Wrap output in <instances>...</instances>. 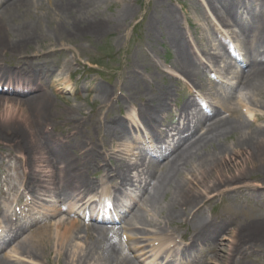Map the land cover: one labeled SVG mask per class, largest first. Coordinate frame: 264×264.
Segmentation results:
<instances>
[{"label": "bare ground", "instance_id": "obj_1", "mask_svg": "<svg viewBox=\"0 0 264 264\" xmlns=\"http://www.w3.org/2000/svg\"><path fill=\"white\" fill-rule=\"evenodd\" d=\"M101 1L81 0L76 6L81 13L83 10L89 12L94 4L97 5ZM31 3L32 0H3L0 4V110L3 109L0 112V120H3L1 123H9L15 127L16 122L28 125L26 134L22 129H14L16 136L14 142H18L16 145L21 157L2 155L1 160L7 162L14 176L21 171L19 177L22 192L34 197L40 191H44L53 193L62 202L71 200L82 202L96 191L99 182L104 184L110 179V186L103 188L102 194L109 199L108 204L111 202L120 204L128 187L139 189L138 199L140 198L142 202L140 212L134 211L135 201L131 207L120 213L118 209L125 206L116 205L118 207L116 213L108 212L102 217H91L96 223L86 227L76 219L56 224L55 241L58 246L55 252L58 260L72 264L68 262L70 251L72 252L69 253L70 259L77 258L76 264H92L91 259L93 260L95 256L96 264H139L136 257L125 254L121 238L129 251L133 252L136 246L133 247L131 243L138 238L141 240L149 238L148 234L151 231L147 228L150 227L156 230L153 233L160 236L159 240L165 245L157 259L161 264H174L172 259L168 258L172 251L191 259V262L185 259L188 263L180 264H195L203 253L207 255L199 264H213L221 257V254H218L219 245L225 235L236 238V244L227 257L229 261L225 260L228 264H235L237 255L235 252L243 238L253 234L263 237L264 227L258 229V226H264V213L242 228H231L235 225L231 212L210 221L205 217L204 208L217 197L225 200L231 193L245 194L246 191L251 196L263 188L253 190L247 184L239 182L245 180L248 173L245 166L250 167L253 158L264 156V128H254L243 120L238 109L230 106L235 93L233 97H227L225 104L221 102L214 104L212 110L207 113L197 111V103L194 100H185L181 107L182 123L176 125L167 122L165 116L170 112L174 101L170 87L162 90L152 88L147 92L143 89L144 81L139 73L131 71L125 80L129 78L131 80L132 76H136L133 78L136 83L127 85L126 101L132 104L135 97L141 96L139 118L150 134L152 139L151 141L148 138L150 144H155L152 151H157L155 153L159 155L158 157L154 156V159L152 157L147 161L151 154L149 151L141 150L135 153L136 149H132L128 151L129 160H126L120 154L123 152L109 149L110 144L126 140L131 135V129L122 118L101 117V109L111 102L110 90L104 85L95 90L104 102L100 110L92 115V120L88 124L92 129L101 132L99 139H94L93 135H86L87 124L82 126L84 118L81 121L75 120L72 124H69L72 119H68L65 126L56 127L60 135H55L53 133L55 129L49 127L53 99L46 90L49 86L53 89V69L41 62L52 54L37 51L34 58L32 57L33 60L26 52L31 44L43 40L36 26L40 24V20L26 23V18L20 15V10L29 8ZM208 3L214 16L223 25L238 27L250 44L246 50L242 74L240 76L237 74L238 88L250 90L257 95L264 94V17L256 14L252 15L250 21L247 16L245 19L242 18L238 2L235 0H208ZM71 4V2L57 4L58 7H62V11H59L62 22L59 21L57 27L63 36L68 32L65 29L68 28L67 20H64L63 15L66 11H73ZM59 9L55 5V10ZM130 12L129 8L124 7L118 12V19L125 21ZM96 21L98 22L97 19ZM82 22L83 25L90 26V22L84 20ZM105 24L101 22L98 25L93 24L95 29H98V34H104ZM178 25L179 22L177 23L170 13L165 30L159 29L160 36L166 35L168 44L175 49L176 59L173 66L197 89H204L201 65L190 51L193 45L189 40L190 35L180 30ZM255 40L256 46L251 45ZM200 45L203 46V43L200 42ZM223 49L225 50V47ZM6 52L17 58L26 54L27 60L23 57L20 59L21 62L17 61L16 66L7 68L1 63L4 60L3 53ZM204 54L214 63L223 58L221 54L212 55L207 50ZM143 58L146 61L151 60L148 56ZM70 64L68 62L66 64L68 69L71 68ZM162 73L165 78L171 77L165 71ZM124 84H120L122 88ZM223 111L229 115L222 116ZM258 119H264V116H258ZM233 133L237 134L236 140L232 146H228L223 140ZM171 134H176V141ZM169 137L172 139L171 143L167 142ZM242 155L244 160L241 159ZM13 163H16L15 167ZM236 168L240 169L238 175L233 174ZM91 171L105 174L102 180L96 181L90 176ZM141 176L145 177L144 180ZM223 188L226 189L221 191ZM216 192L219 194H215ZM0 194H4L1 187ZM248 200L250 201V198ZM84 206L85 204H82L81 208ZM62 210L76 214L73 208L62 206ZM149 210L158 212L161 218L159 222L151 220L144 224L139 221L145 214L148 215ZM57 213L58 211H54L52 215L56 216ZM1 214L3 212L0 211ZM176 221H179L182 228L192 227L189 234H182L183 240L187 241L183 247L174 242V239H163L172 238L171 236L176 234L171 230ZM9 224L14 234L7 243L0 245V264H10L8 256L2 252L7 245L32 227V223L22 227L11 221ZM117 224L120 226L117 227ZM128 232H137V235L132 236ZM82 233L85 235L82 236ZM47 235L49 228L46 226L33 229L29 237L37 238V246L28 245L27 238H24L18 242V252L37 262L43 260L40 253L44 255V252L38 246L49 239ZM250 239L254 238L248 237V240ZM257 239L260 242L264 240ZM78 240H82L85 249L76 243ZM166 240L170 241L165 244ZM69 242L74 244L73 250L68 249L71 244ZM46 246H49V243ZM80 252L82 253L79 255ZM249 257L251 255L247 254V251L242 252L237 260L238 264H248L245 261Z\"/></svg>", "mask_w": 264, "mask_h": 264}, {"label": "rangeland", "instance_id": "obj_2", "mask_svg": "<svg viewBox=\"0 0 264 264\" xmlns=\"http://www.w3.org/2000/svg\"><path fill=\"white\" fill-rule=\"evenodd\" d=\"M2 1L0 0V4ZM79 1L81 0H32L29 8L20 10V15L26 18V23L39 22L37 20H40V24L36 26L43 40L34 42L26 49L31 59L34 58L37 51L52 54V56H48L41 61L53 69V89L50 86L46 88L53 99L50 109L51 127H63L70 118L73 121L84 118V122L87 123L85 127L89 128L88 124L92 115L100 110L102 102H104V99L99 98L95 90L99 86L104 85L110 90L111 102L108 103L107 107L101 109V117L104 119L113 115L117 118H124L133 133L132 136L123 142L110 144V149L123 152L120 154L126 160H129L128 151L132 149H136L135 153L141 150L149 151L151 153L147 157V161H149L154 155L151 147L155 144H150L148 140L150 134L139 118L138 111L142 98L141 96L135 97L132 104L125 100L128 96L127 85L136 83L133 80L136 76H132L131 80L130 78L125 80L131 71L139 73V76L144 81L142 82L143 89L147 92L152 88L162 90L170 87L174 101L170 112L165 116L167 122H172L176 125L182 123L181 107L186 99L197 100L199 104L201 100L210 101L213 104L214 99L219 97L217 100L225 104L227 97H233L235 93V98L230 106L238 109L241 116H243V120L254 128L264 127V119H260L258 122L254 121L256 115L257 118L258 116H264V94L257 95L252 91L250 92V90L238 88L239 79L237 74L239 76L242 74L241 70L244 69V62H246V50L250 44L238 27H226L214 16L208 0H102L97 5L94 4V7L89 12L88 10H83L82 13L77 8ZM235 1L238 2L242 18L244 17L245 19L247 16L250 21L252 15L259 14L264 17V0ZM69 2L72 3L73 11H66V14L63 15L64 20H67L68 27H65L68 32H66V36H63L57 27L59 21L62 22L60 20L62 15H59L62 7H58L57 4H68ZM55 5L57 9H60L56 11ZM124 7L129 8L131 12L127 15L125 21H120L118 12L123 10ZM170 13L174 16L175 21L179 22V29L190 35L189 40L193 43L190 49L191 54L202 66L201 73L205 82L204 89L194 87L173 66L176 59L175 49L168 44L167 36H160L159 33V29L165 30L166 21ZM83 20L90 22V26L83 25ZM100 22L106 23L105 31L102 35L98 34V29H95V25L100 24ZM7 39L9 40L8 37ZM196 41L199 45H197ZM200 42L203 43V46L200 45ZM251 45L256 46V40ZM223 47H225V50ZM206 50L212 55L221 54L223 58L214 63L204 56L203 51ZM145 56L151 58V63L144 60L143 57ZM2 57H4V60L1 63L9 68V66H16L17 61L21 62V58L24 57L26 59L27 55L23 54L17 58L6 52L3 53ZM67 62L71 63L70 69L66 67ZM22 64L20 63V65ZM161 70L171 77H163ZM121 83H125L124 88L121 87ZM227 115L229 114L222 112V116ZM1 122L3 120H0ZM16 123V127L9 123H1L0 125V187L4 192V194H0V209L6 207L5 216L0 215V238L3 237L2 229L8 226L9 220L21 225L30 220L44 218L50 211L60 208V205H62L55 196L45 195L44 192H41L37 199L29 194H25L26 197H22L20 194L23 189L19 177L21 171H19L17 176H14L7 163L1 160L2 155L21 157L19 148L16 145L18 142H14L16 137L14 129H22L23 133L26 134L25 131L27 132L28 125L23 122ZM91 133L95 138L100 137V133L94 129ZM55 134H57V131H55ZM171 136H174L175 141L177 140L176 134H171ZM236 137V133L230 134L223 142L228 146H232ZM150 140L152 141V139ZM169 142H172L171 138ZM235 157L233 158L235 159ZM241 159L244 160L243 155ZM252 160L254 161H252L253 164L250 167L245 166L248 169L245 180L239 183L247 184L251 189L255 187L263 188L257 194H252L251 196H249L247 191L245 195L238 192L231 193L229 198L225 200H221L220 197L215 198L212 203L204 208L205 217L210 221L216 220L217 216L221 217L223 214L231 212L235 219V225L231 226V228H242L246 223L260 217L264 213V156L255 157ZM13 165L15 167L16 163H13ZM239 172L240 169L236 168L233 174L238 175ZM103 175V172L97 176L95 173L91 174L94 179L98 177L97 180ZM228 177L230 176L228 175ZM144 178V176H141L142 180ZM108 185L110 184H100L95 194L101 196L103 188ZM225 189L223 188L221 191ZM137 190L138 188L128 187L122 202L116 205L118 207L119 205H124L125 210H127L137 200L133 208H135L134 211H139L142 202H140V198L138 199ZM215 194H219V192ZM249 198L250 201L248 200ZM64 205L81 207L78 201L65 203ZM87 212L88 210H85V208H81L78 211L79 219L83 224L82 216ZM70 217L63 212L58 217L48 220L49 235L47 236L49 239L38 246L44 252V255L40 253L43 260L37 262L20 253L17 254L13 249L15 245L13 244L5 252L9 257L10 263L66 264L65 261L58 260L56 256L55 251L58 246L55 241L57 235L56 224L67 221ZM160 219L158 212H150L149 210L148 215L145 214L144 218L139 221L146 224L147 221L154 220L157 222ZM172 227L173 229L171 230L178 234L176 237L179 236V238H173L177 242H181L180 236L182 234H189L192 229L191 226L182 228L179 221H176ZM263 227L259 225L258 229ZM147 229L151 231L148 234V243L144 244L141 240V243L135 242L133 245H142L143 249L146 250L145 252H149V254L143 255L145 252L143 253L142 248L137 247L134 252H131L132 255L130 254L132 257L137 256V263L139 264L156 262V257L162 248V244L158 243L159 238H156L155 234H153L156 230L150 227ZM30 233L31 230L26 231L21 239L27 238L26 243L28 245L37 246V238L29 237L28 234ZM83 234L85 233H82V236ZM129 235L135 236L137 232H129ZM248 237L254 239L248 240ZM248 237L243 238L239 246V250L246 249L252 254V257L247 258L245 262L248 264H263L264 240L260 242L257 238H264V235L259 237L253 234ZM235 239L228 235H225V238H221L220 251L218 252L221 257L213 264H228L225 260H228L227 257L236 244ZM48 243L49 246H46ZM69 243L71 244L68 249L73 250L74 244L72 242ZM76 243L83 246L82 249L86 248L82 240L76 241ZM46 248L48 249L45 250ZM51 249L52 253L50 252ZM69 253L72 254L70 251ZM69 253L68 262L76 264L77 258L74 260L70 259L71 254L69 255ZM127 253H130L129 249H126L125 253L129 255ZM208 254L211 255V253ZM206 255V253H203L200 256V260L195 264L202 262ZM171 257L177 262L183 259L180 255L177 257L171 254ZM96 259V256L93 260L91 259L92 264H96V261H94ZM157 264H160V262H157ZM235 264L238 263L235 261Z\"/></svg>", "mask_w": 264, "mask_h": 264}]
</instances>
